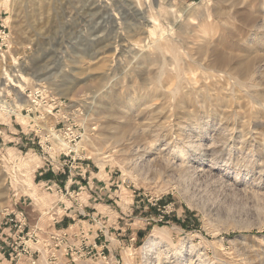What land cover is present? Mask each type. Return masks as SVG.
<instances>
[{
    "label": "rangeland",
    "instance_id": "1",
    "mask_svg": "<svg viewBox=\"0 0 264 264\" xmlns=\"http://www.w3.org/2000/svg\"><path fill=\"white\" fill-rule=\"evenodd\" d=\"M99 1L0 0L8 109L21 104L5 78L15 70L23 92L44 88L65 105L37 119L20 113L28 101L1 117L29 125L34 145L0 161V195L31 187L33 199L21 207L27 228L1 225L0 245L15 261L54 264L47 251L65 244L49 242L61 224L51 211H71L70 228L87 239H73L75 264H264V0H139L145 19L133 0ZM47 77L70 95L55 94ZM68 120L83 134L75 145L64 140ZM59 157L72 181L69 167L88 164L97 188L70 183L56 196L36 187L35 166ZM90 195L118 218L78 214ZM93 243L97 252L86 254Z\"/></svg>",
    "mask_w": 264,
    "mask_h": 264
},
{
    "label": "crops",
    "instance_id": "2",
    "mask_svg": "<svg viewBox=\"0 0 264 264\" xmlns=\"http://www.w3.org/2000/svg\"><path fill=\"white\" fill-rule=\"evenodd\" d=\"M3 125L2 127V133L0 134V161L4 162L5 164L12 163L11 157L7 154V149H13L15 151V154H22L21 149H27L28 151L31 150L30 147L34 145L33 137L30 134L31 129H28L29 125H27L24 129L23 127H20L18 129L14 128L12 123L8 122H3L1 123ZM9 147H8V146ZM28 147V148H27ZM28 152H25V156H27ZM4 158V161H3ZM43 159V158H42ZM48 162V161H46ZM51 163L48 162L49 165H46L45 163H41L39 166H35L33 173H37V176L39 179H37V183L34 182V185L36 187L42 186L46 187V190L52 191L56 196L60 193L59 191L63 189H66L70 183L76 188L78 187L79 190L84 189L85 187L92 189V187L97 188L95 184L97 183L98 177L97 174L91 171L89 169L88 164H82V163H74L69 167V172L74 170V175L78 176L75 178V180L72 181L71 177L70 179L65 176V171L64 168L61 164V157L58 158V161H50ZM74 168V169H71ZM39 170H41L39 172ZM84 187V188H83ZM101 188V187H100ZM10 190V189H9ZM32 188L31 187H19L18 189V194L15 199L12 198V194L10 196L11 191L5 195H0V204L6 203V206H9L16 201L19 204V208L21 209L22 206H25V208H28V206L31 205V203H27L28 200H33L32 197L29 195V192H31ZM40 190V189H39ZM36 193V192H35ZM106 194V192H105ZM108 198V197H106ZM107 200V199H106ZM80 204V209H78V214L84 213L83 210L87 212L86 216L90 217L91 220L95 219H102L103 221L110 222V221H115L118 218V215L116 216L115 213H113L112 210V203H107V201L100 199L98 200L97 198L93 197L92 195L88 196L87 199L79 203ZM26 216L28 218L31 217L29 213V209H25ZM53 214L52 216L54 219V223H61L60 225L56 226L55 231H62L65 234L68 235L67 242L70 245L73 244V239L71 238V235L73 232H77L78 230H72L71 225L69 224V218L73 220V217H71L72 213L71 211H64L63 215H57L56 212L51 211ZM45 214V215H44ZM40 214L38 213V219L43 218L46 215H50V211L47 213ZM122 214H124L122 212ZM123 219V217H120ZM69 225L68 228H64V226ZM1 229V227H0ZM84 232V231H83ZM85 233V232H84ZM48 234V233H46ZM107 232L104 231L103 235L104 236V241H107L106 237ZM50 235V233H49ZM119 235V234H118ZM2 241L4 239H1ZM109 242H111V239ZM3 245H0V264H29L27 261L21 262L20 259L19 261H15L12 259L11 254L9 253V250L7 247H5V243H1ZM66 245L61 246L58 250H53L49 249L47 252L49 253V259L53 261L54 264H71L73 261L68 257L67 255V250H66ZM75 244L74 246H76ZM109 251H111L110 247H108ZM9 253V258L7 257V254ZM75 264V263H74Z\"/></svg>",
    "mask_w": 264,
    "mask_h": 264
},
{
    "label": "built area",
    "instance_id": "3",
    "mask_svg": "<svg viewBox=\"0 0 264 264\" xmlns=\"http://www.w3.org/2000/svg\"><path fill=\"white\" fill-rule=\"evenodd\" d=\"M8 44H9V36L7 34V30L6 28H0V61H3L5 58V54L8 48ZM27 92V94H25ZM23 95L27 98V100L30 102V107L28 108H22L20 110V113L23 116H29L31 118V115H35L37 119H43V117L47 114H50L52 112L58 113L60 110H62L63 106V101H61L60 99H58L57 97H54L51 93H49L47 90H45L44 88H36V89H30V90H24ZM2 99L4 100V102L6 104L7 103V99H4L2 97ZM10 101V100H9ZM3 116V118H12L15 117L14 113L12 112H7L6 110H2L0 109V120L1 117ZM65 128H66V132H68V138H65L64 140H66L65 143L69 144L71 143V145H75L77 143V141H80V139L82 138V132H80L81 130L79 129V127L76 125V123L74 122V120H68L66 122ZM0 126H1V122H0ZM0 134H1V128H0ZM66 135V134H65ZM67 136V135H66ZM63 139V137H62ZM75 154V152L73 150H69L67 151V153H63L64 156L70 155V154ZM70 158L72 159V157L70 156ZM76 158H73V161H75ZM9 187L11 186V180L9 183ZM12 193V198L15 199L17 196V191L14 189L11 191ZM26 216L24 214V211L22 209H20L18 207V203L16 201H14L10 207H6L3 208L2 210H0V227L1 225H9L10 228H13L16 232L18 233H23L24 230L27 228V224H26ZM28 234V232L26 233ZM67 238L68 235L65 234L62 231H53L50 233L49 235V242L50 241H54L57 239H60V243L64 242V244L66 245V250H67V255L71 258V260L73 261V252L77 251L75 250L76 247L74 245H70L67 242ZM71 238H76L79 241L81 239L87 240L86 239V233H84L83 231H75L73 232V234L71 235ZM96 248V244H90L87 245L85 247V250L89 249L87 252H85L86 254H92V252H97L95 251ZM105 258V257H103ZM34 263V262H32ZM74 263V261H73ZM118 264V263H117Z\"/></svg>",
    "mask_w": 264,
    "mask_h": 264
},
{
    "label": "bare ground",
    "instance_id": "4",
    "mask_svg": "<svg viewBox=\"0 0 264 264\" xmlns=\"http://www.w3.org/2000/svg\"><path fill=\"white\" fill-rule=\"evenodd\" d=\"M133 1H135L132 5V9L136 12V13H138V14H140L141 16H142V18L143 19H145L146 18V15H147V7L146 6H144V5H142L141 3H140V1L139 0H133ZM143 1V0H142ZM141 1V2H142ZM100 3H102V4H109V3H111V1L110 0H100L99 1ZM114 2V1H113ZM99 3V4H100ZM39 6V5H38ZM150 7V6H149ZM116 8V7H115ZM131 10V9H130ZM148 12H149V10H148ZM149 15V14H148ZM151 15V14H150ZM123 16V15H122ZM139 16V15H138ZM138 21V20H137ZM153 31V30H152ZM152 34V33H151ZM161 39V38H160ZM139 47V46H138ZM144 48H146L145 46H140V49H139V51L141 52V51H144ZM146 49H149L148 47L146 48ZM145 49V50H146ZM151 49V48H150ZM150 51V50H149ZM143 53V52H142ZM141 53V54H142ZM147 53V52H146ZM151 53V52H150ZM144 58H147V57H144ZM148 59V58H147ZM150 59H152V58H150L149 57V61H150ZM146 60V59H145ZM109 61V60H108ZM152 61V60H151ZM10 72H11V70H10ZM15 72H17L16 74H13L12 75V77L14 78L13 80H11L9 77V75L6 73V76H5V78H7L8 79V81L10 82V81H15L16 83H12L11 85L9 84V86H13L14 88H12L14 91H16V96L20 99L19 100V102L21 103V104H17L16 106H10V108H11V111H10V109H8V105L9 104H6L5 102H4V100L2 99V95L0 96V109H2V110H6L7 112H12V113H14V114H16V115H20L19 113H16V111L14 110L15 109V107L16 108H19V107H21V106H27V105H29V103H28V100H27V98L23 95V91H22V86L19 84L20 83V80L22 79V80H25L26 81V78L24 77V76H22V74H20L19 73V71L18 70H15ZM149 74V73H148ZM4 78V79H5ZM34 79H35V85H39L42 81H43V79H41V78H39V77H34ZM44 80H46V81H52L53 82V84H54V86H55V91L56 92H54L55 94H57V95H59V96H64V97H67V96H69L70 94V92H68L67 90H68V88L69 87H67V85H66V82L65 81H59V82H57V81H55L54 79H52L51 77H47V78H45ZM4 82H5V80L4 81H0V87L1 86H3L4 85ZM6 86H7V84H5ZM16 88H20V90H15ZM0 90H1V88H0ZM72 93V92H71ZM74 96V95H73ZM72 96V97H73ZM96 97V96H95ZM93 99H95V98H93ZM79 102V101H78ZM78 102H75V104L76 103H78ZM180 124V123H179ZM179 126V125H178ZM183 126V125H182ZM189 126V125H188ZM180 127V126H179ZM45 129H47V128H45ZM48 132H50V130L48 131ZM183 133V132H182ZM178 135V134H177ZM55 137V136H54ZM180 137V136H179ZM181 140V139H180ZM185 141H186V139H185ZM189 141V140H188ZM183 142V141H182ZM172 143V142H171ZM184 143V142H183ZM186 143V142H185ZM173 146V145H172ZM192 147V146H191ZM70 148V147H69ZM78 148H79V146H77V147H75L74 148V151H78ZM73 149V148H72ZM164 149V148H163ZM163 155V154H162ZM160 156V155H159ZM202 170V169H201ZM153 239V238H152ZM154 242V243H153ZM155 240L154 241H152V243L153 244H151V245H154L155 244ZM174 257H175V255H173ZM179 264V263H178Z\"/></svg>",
    "mask_w": 264,
    "mask_h": 264
}]
</instances>
